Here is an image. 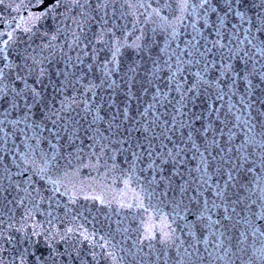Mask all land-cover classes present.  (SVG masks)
I'll use <instances>...</instances> for the list:
<instances>
[{
	"label": "snow or ice",
	"instance_id": "6c2138e0",
	"mask_svg": "<svg viewBox=\"0 0 264 264\" xmlns=\"http://www.w3.org/2000/svg\"><path fill=\"white\" fill-rule=\"evenodd\" d=\"M0 264H264V0H0Z\"/></svg>",
	"mask_w": 264,
	"mask_h": 264
}]
</instances>
